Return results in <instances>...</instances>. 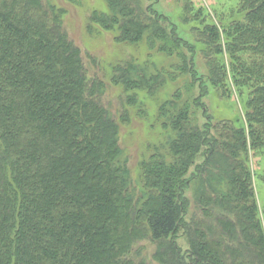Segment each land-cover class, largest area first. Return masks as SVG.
<instances>
[{"label":"trees","instance_id":"trees-1","mask_svg":"<svg viewBox=\"0 0 264 264\" xmlns=\"http://www.w3.org/2000/svg\"><path fill=\"white\" fill-rule=\"evenodd\" d=\"M106 1L111 16L92 20L120 25L117 38L137 40L151 27L150 47L156 38L160 51L195 52L151 5L145 13L136 0ZM185 7L209 59L193 98L205 121L198 125L190 103L165 102L160 116L175 136L166 155L157 149L142 162L143 189L131 191L118 124L62 28V10L0 0V264H264V0L220 13L198 0ZM184 64L199 81L192 58ZM142 70L128 61L112 81L126 90L163 84L162 73ZM208 85L236 116L209 113Z\"/></svg>","mask_w":264,"mask_h":264},{"label":"rangeland","instance_id":"rangeland-1","mask_svg":"<svg viewBox=\"0 0 264 264\" xmlns=\"http://www.w3.org/2000/svg\"><path fill=\"white\" fill-rule=\"evenodd\" d=\"M45 1L54 4L55 9L62 10L60 13L62 28L75 47L79 48L88 78L102 83L98 96L99 103L103 104L110 117L118 124L119 154L126 160L130 189L142 190V162L147 161L151 154L158 150L166 155L165 149L175 136L171 126L169 124L165 126V119L160 116L161 106L170 99L176 100L179 105L184 102L190 103L189 111L197 119L198 125L201 126L205 121L199 107L193 104V98L198 95V84L209 74V59L201 51L206 44L197 41L199 36L190 28L191 23L184 14L187 0H136L137 5L143 10L151 5L158 13L167 16L170 22L177 25L179 37L194 45L193 53L186 47L177 45L173 48L172 54L160 51L158 44L161 41L156 38V45L150 47L148 40L153 37L151 27L137 40H122L117 38L120 25L114 23L110 29H104L95 19L92 20L94 13L111 16L113 11L106 0ZM198 1L205 6L211 4L218 13L231 10V6H235L237 2V0ZM144 12L147 13L146 10ZM159 25L163 27L164 33L169 35L170 23L160 22ZM189 58H192L194 70L200 79L193 84L187 65L184 64L185 59ZM128 61L139 69H144L142 72L145 71L144 75L148 78L152 72L162 73L163 84L154 89L145 87L140 82L138 88L126 90L120 82H113L112 75L118 66ZM204 82L203 85L207 86ZM131 94L135 96V101L129 99ZM219 95L208 85V92L201 101L207 105L209 113L214 118L236 116L238 110L234 111L232 100ZM196 158V161L202 159L201 156ZM259 187L264 196L262 185ZM186 196L191 202L190 192L186 193ZM190 208L191 204L188 209ZM139 242L145 244L147 252L153 249L152 244L144 237ZM243 242L247 243V239H243ZM148 260L152 261L150 257Z\"/></svg>","mask_w":264,"mask_h":264}]
</instances>
